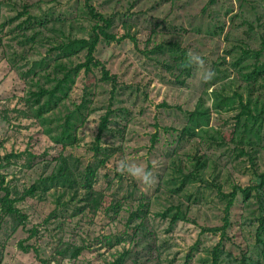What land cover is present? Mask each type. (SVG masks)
Wrapping results in <instances>:
<instances>
[{
    "label": "rangeland",
    "instance_id": "374dc122",
    "mask_svg": "<svg viewBox=\"0 0 264 264\" xmlns=\"http://www.w3.org/2000/svg\"><path fill=\"white\" fill-rule=\"evenodd\" d=\"M84 1L0 0L1 21H8L23 10L25 3L29 4L32 14L49 19L43 28L46 36L33 47L18 42L20 36L16 25L20 19L8 22L3 31L4 44L0 47V163L5 166L0 171L6 174L12 185L22 190L48 172L54 158L62 152L73 153L81 158L83 165L86 164L93 159L92 147L101 116L111 107L114 113L102 146L115 150L108 163L99 170L95 188L106 194L104 206L113 199H121L123 208L116 215L107 212L103 206L95 214L85 212L74 216L62 229H57L54 224L44 231L42 223L55 207L54 191L49 192L45 200L29 197L18 203L29 215L25 228L14 231L9 217L2 223L0 264H41V257L49 260L47 264H106L129 246L142 257L139 264H182L196 242L199 249L192 264H209L205 260L206 251L220 237L203 233L201 228L223 223L226 202L220 198L217 186L221 184L228 192L236 184L244 187L256 183V170L264 171V142L256 167L246 156L236 158L232 143L220 142L221 137L226 140L230 137L232 116L237 110L214 111L212 125L204 138L191 141L178 138L187 123L188 112L196 107L200 97L205 98L206 105H211L213 89L226 85L227 93H232L238 87V71L233 70L230 63L233 58L227 57L225 63L218 65L223 62L221 58L225 56L226 48L233 47L240 39H246L253 49L259 48L264 26L247 34V25L241 24L240 18L231 21L227 9L235 0H218L215 4H210L209 0H92L103 13L118 14L114 31L119 35L128 30L121 15L131 13L129 24L133 25L131 32L137 36L138 45L128 38L122 42H100L96 54L112 73L118 75V89L112 93V83L101 80V73L96 69V76L90 79L97 84L92 103L94 111L78 131L79 143L64 148L55 143L32 116L26 98L34 87L33 75L27 77L25 72L35 60L46 55L51 45L49 42L55 39L52 28H63L67 35H89L92 21L84 13ZM252 2L257 6L256 12L250 9L247 14L255 23L264 24V0ZM234 8L235 13L237 5ZM257 17L260 21L256 20ZM222 23H225V30L218 29L214 33L215 26ZM169 39H179L184 46L203 56L215 77L203 83L195 78L194 73L185 85L176 81L174 74L163 66V56L147 53L157 43ZM83 59L84 52L65 61L77 63ZM226 67L231 70L228 78L223 77ZM86 83L87 77L82 72L60 114H64L68 106L72 107L73 102L82 99ZM263 91L264 87L258 88L255 96H262ZM154 134H158L155 143ZM27 151L35 155L32 167L26 162ZM11 152L23 155L7 163L5 156ZM195 154H204L208 158L203 180L188 184L185 190L173 192L172 177L177 175L179 167L188 170ZM121 160L143 165L153 173L155 182L145 186L126 174L121 175L116 170ZM133 189L136 195L131 196ZM140 197L151 203L150 224L156 232L158 244L154 250H150L145 242L134 244L127 232L130 211L137 207ZM171 205H180L186 210L187 219L172 224L169 218L158 214ZM257 207L255 198L245 203L240 196L232 209L233 225L229 232L233 240L228 241L227 246L233 249L234 255H239L242 248H248L254 256L259 252L261 245L256 237L258 222L254 213ZM33 226H38L41 233L27 238V229ZM60 238L61 245L68 242L85 245V249L77 258L63 257L56 250ZM20 240H24L25 245L38 247L41 257L33 250H24L19 245ZM132 260L127 264H132Z\"/></svg>",
    "mask_w": 264,
    "mask_h": 264
},
{
    "label": "trees",
    "instance_id": "16d2710c",
    "mask_svg": "<svg viewBox=\"0 0 264 264\" xmlns=\"http://www.w3.org/2000/svg\"><path fill=\"white\" fill-rule=\"evenodd\" d=\"M218 0H209L210 4H215ZM253 0H235L227 9L230 20L236 18L242 20L241 24L247 25V34L255 31L258 27L262 28L264 24L255 23L251 20L247 10L252 9L256 12V5ZM84 13L88 19L92 21L88 36L67 35L63 28H52L55 30V39L50 41L47 53L40 60H35L33 65L26 71V76L33 75L34 87L30 89L26 98L32 116H34L43 126L44 132L57 144H61L64 148L75 146L79 143V129L86 123L89 116L94 111L92 106L97 84L90 79L96 76L95 71L99 69L101 73L100 79L112 83V93H115L119 86L118 75L111 72L106 62L100 59L96 52L98 45L102 40L108 42H122L125 39H131L138 45L137 36L131 32L133 25L129 24L131 13H123L121 17L125 28L122 34L114 31L117 13L105 14L98 10L92 3V0L84 1ZM234 5H237V11L234 13ZM251 5L249 8L248 6ZM256 6V7H255ZM121 14V13H120ZM25 16V18H23ZM220 16V13H219ZM22 18V19H21ZM16 28L18 29V42L22 46L33 47L42 42L46 36L44 27L47 26L49 19H41L30 12L29 4L23 5V10L10 17L8 21L0 20V47L3 46V31L8 22L19 20ZM260 21V18H256ZM221 22H223L221 20ZM159 22L156 23V26ZM32 29V31H30ZM224 31L225 23L215 26L213 31ZM17 35V33H15ZM230 35V34H229ZM229 35L227 38H229ZM52 36V35H51ZM52 38V37H51ZM231 48H226L225 56L218 65L226 62L227 57L233 58L230 61L233 70H237L239 77L238 87L233 89L232 93H227L226 85L220 89L212 90L213 102L206 105V100L202 96L198 100L196 107L188 112V120L182 128L178 140H195L203 137L212 125V115L214 111L222 112L229 110H237L232 116V127L230 137H221L220 142L232 143L233 153L236 158L246 156L253 167L257 165L258 154L263 147L264 142V93L255 96L258 88L264 87V35H261V43L259 48H251L246 39H240ZM23 50L25 51L24 47ZM190 49L184 46L179 39H169L154 45L147 53L163 56V66L172 72L176 81L185 85L187 80L195 73L194 67H181L185 62L186 53ZM84 52V59L77 62H68L75 56ZM23 56V55H22ZM24 57V56H23ZM68 60V61H65ZM229 67L224 69V78L229 77ZM87 77L85 92L82 99L73 102V106H68V110L64 114L59 111L62 106L70 99L71 93L77 84L81 73ZM263 83H260V81ZM234 82V81H232ZM264 92V91H263ZM262 94V93H261ZM114 110L109 107L101 116L98 133L93 143V159L83 165L80 157L73 153H60L55 159L53 166L48 172L33 182L30 186L19 189L12 185L5 173L0 171V228L2 223L9 217L13 221V230L19 227L25 228L29 215L19 205V202L25 201L27 198H39L45 200L49 192L54 191L55 207L45 217L42 225L44 231L50 229L55 224L57 229H62L68 220H72L74 216L80 213L91 212L95 214L104 206L106 194L95 188L98 180L99 170L104 167L110 160L113 151L110 148L103 147L102 141L106 131L110 129L111 116ZM158 134L152 136L153 142L157 140ZM213 140L215 137L211 136ZM219 141V140H218ZM27 165H34L32 152L27 151ZM22 153L11 152L5 156L7 163H11L13 159L21 157ZM191 165L188 170L179 167L177 175L172 177L171 189L173 192L185 190L188 184L195 181H202L205 170L208 166V158L206 156L195 154L192 156ZM5 166L0 163V168ZM256 183L247 186L234 185L232 190L226 192L222 185L217 186L220 198L226 202L223 223L215 226H203L201 232H210L219 235L220 239L210 249L206 251L207 262L209 264H230L236 261L237 264H264V171L256 170ZM130 195H136L133 189ZM243 201L249 202L252 198L256 199L257 210L254 211L256 221L258 222L256 237L260 242L258 254L256 256L250 254L248 248H242L239 255H234L233 249L227 246L228 241L233 240L230 235V228L233 225L231 218L232 209L239 197ZM124 201L121 199H113L104 209L112 211L116 215L123 208ZM163 218H169L172 224L179 220L187 219V211L180 205H171L165 210L158 213ZM151 203L143 197L137 207L131 209L127 221V232L131 236L134 244L146 243L150 250L157 249V235L150 224ZM68 217H70L68 219ZM54 229V228H53ZM132 229V232L129 231ZM32 238L39 235L41 230L38 226L27 229ZM55 230V229H54ZM59 231V230H57ZM62 238L58 241L60 244L56 250L63 257L77 258L84 251L85 245L71 244L64 242L61 245ZM19 245L26 251L33 250L40 258V250L35 245L24 244V240L19 241ZM199 249V243L196 242L186 255V259L182 264H192L193 257ZM157 252V250H156ZM131 246L124 248L116 257L109 260L106 264H139L142 259ZM234 255V256H233ZM41 264H47L48 259L40 258Z\"/></svg>",
    "mask_w": 264,
    "mask_h": 264
},
{
    "label": "clouds",
    "instance_id": "9594fccd",
    "mask_svg": "<svg viewBox=\"0 0 264 264\" xmlns=\"http://www.w3.org/2000/svg\"><path fill=\"white\" fill-rule=\"evenodd\" d=\"M181 67H194L196 69L195 78L203 83L209 82L215 77V72L206 66L204 57L192 50L186 53L185 62L181 64ZM116 170L121 175L126 174L145 186H151L155 182L153 173L140 164H132L126 160H121Z\"/></svg>",
    "mask_w": 264,
    "mask_h": 264
}]
</instances>
